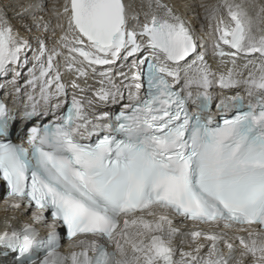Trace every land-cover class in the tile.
I'll use <instances>...</instances> for the list:
<instances>
[{
  "label": "snow or ice",
  "instance_id": "snow-or-ice-1",
  "mask_svg": "<svg viewBox=\"0 0 264 264\" xmlns=\"http://www.w3.org/2000/svg\"><path fill=\"white\" fill-rule=\"evenodd\" d=\"M223 7L228 23L218 19V9L208 17L216 21L212 54L232 67L213 72L174 5L70 0L63 8L67 31L57 41L68 52L69 84L57 66L61 52L39 37L34 50L0 12V193L7 192L4 210L20 224L5 221L0 258L264 264V8L253 17L243 4L223 0ZM29 52L32 67L20 84ZM241 58L245 68L259 60L243 81ZM96 76L93 88L88 81ZM241 83L244 95L221 98L217 118L210 89ZM193 86L195 95L185 93ZM87 91L90 96L76 94ZM9 97L22 106L21 124L40 122L12 127ZM111 105L119 108L103 110ZM49 111L54 119L43 123ZM13 135L26 136L29 146ZM173 216L181 225L222 230L182 232ZM64 239L72 249L67 254Z\"/></svg>",
  "mask_w": 264,
  "mask_h": 264
},
{
  "label": "bare ground",
  "instance_id": "bare-ground-1",
  "mask_svg": "<svg viewBox=\"0 0 264 264\" xmlns=\"http://www.w3.org/2000/svg\"><path fill=\"white\" fill-rule=\"evenodd\" d=\"M132 2L135 6L140 4V0H132ZM162 2L176 7L185 22L194 30L199 46L205 52H208L209 46L213 44V33L216 25V21L208 18L209 15L218 9V19H223L225 23L230 21L227 9L223 7V0H162ZM229 3L243 4L253 17H255L260 8H264V0H229ZM65 4L70 6V0H0V12H6L8 21L15 29L19 30L21 35L29 40L33 49H36V38L39 37L44 40L49 49L55 47L61 52V55L56 58L61 75L67 74L63 69L65 70L64 65L66 64L68 53L57 43L61 35L67 31L68 17L63 15ZM137 10L139 9L137 8ZM144 10L146 11L147 9L145 8ZM140 18L143 21L142 14ZM58 25H63V27H58ZM260 27H264V25ZM28 28L31 31H28ZM44 30L47 32L45 35L35 33V31ZM255 34L257 36L260 35L258 31ZM31 54L33 55V52H29L27 55ZM30 67H32V62L23 69L19 81L20 84H24L27 80L28 77L25 75V70ZM117 83H119V79H117ZM0 93L3 96L2 90H0ZM124 102L126 103L127 101ZM116 108H119V105H111L107 110ZM0 208L5 209V204L1 205ZM4 212L2 211V213ZM4 222L5 220L0 218V225H3Z\"/></svg>",
  "mask_w": 264,
  "mask_h": 264
},
{
  "label": "rangeland",
  "instance_id": "rangeland-1",
  "mask_svg": "<svg viewBox=\"0 0 264 264\" xmlns=\"http://www.w3.org/2000/svg\"><path fill=\"white\" fill-rule=\"evenodd\" d=\"M32 31H34V30H32ZM35 33H39V35H45L47 32H46V30H44V31H35ZM28 58H29V56H28ZM66 65V64H65ZM64 65V68H66V66Z\"/></svg>",
  "mask_w": 264,
  "mask_h": 264
}]
</instances>
